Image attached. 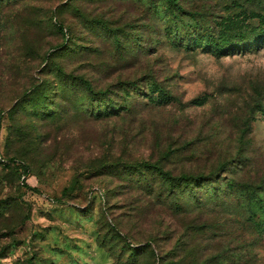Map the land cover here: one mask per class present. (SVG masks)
<instances>
[{
    "label": "rangeland",
    "instance_id": "rangeland-1",
    "mask_svg": "<svg viewBox=\"0 0 264 264\" xmlns=\"http://www.w3.org/2000/svg\"><path fill=\"white\" fill-rule=\"evenodd\" d=\"M0 264H264V0H0Z\"/></svg>",
    "mask_w": 264,
    "mask_h": 264
},
{
    "label": "trees",
    "instance_id": "trees-1",
    "mask_svg": "<svg viewBox=\"0 0 264 264\" xmlns=\"http://www.w3.org/2000/svg\"><path fill=\"white\" fill-rule=\"evenodd\" d=\"M233 47H235V46H233ZM233 47H230V46H229L228 49H233ZM183 179H184V177H181V178H180V180H183ZM185 183H186V182H185Z\"/></svg>",
    "mask_w": 264,
    "mask_h": 264
}]
</instances>
